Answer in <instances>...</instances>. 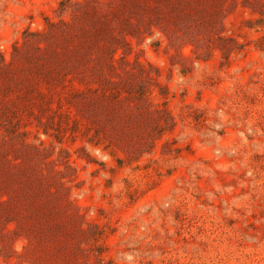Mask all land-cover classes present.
Returning a JSON list of instances; mask_svg holds the SVG:
<instances>
[{"label": "rangeland", "instance_id": "1", "mask_svg": "<svg viewBox=\"0 0 264 264\" xmlns=\"http://www.w3.org/2000/svg\"><path fill=\"white\" fill-rule=\"evenodd\" d=\"M0 264H264V0H0Z\"/></svg>", "mask_w": 264, "mask_h": 264}]
</instances>
